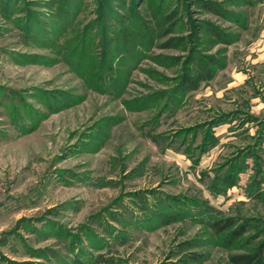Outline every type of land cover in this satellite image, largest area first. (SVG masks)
Instances as JSON below:
<instances>
[{"label": "rangeland", "instance_id": "374dc122", "mask_svg": "<svg viewBox=\"0 0 264 264\" xmlns=\"http://www.w3.org/2000/svg\"><path fill=\"white\" fill-rule=\"evenodd\" d=\"M255 82L264 95V0H0V264L252 252L264 239V123L252 134L243 110Z\"/></svg>", "mask_w": 264, "mask_h": 264}, {"label": "trees", "instance_id": "16d2710c", "mask_svg": "<svg viewBox=\"0 0 264 264\" xmlns=\"http://www.w3.org/2000/svg\"><path fill=\"white\" fill-rule=\"evenodd\" d=\"M210 8L213 9V7ZM211 77V74L205 76L203 72L201 73V75L199 73H196V75L194 76L185 75L182 78L181 84L182 87L186 90H194L197 88L199 82L209 80ZM233 224L234 221L232 219H225L223 221L218 220L214 222L212 224V227L216 232H221L225 228L232 226ZM246 230V225L241 224L232 231L231 237L235 239ZM228 261L229 264H264V239L252 252L231 254L228 258Z\"/></svg>", "mask_w": 264, "mask_h": 264}, {"label": "crops", "instance_id": "0c3cea01", "mask_svg": "<svg viewBox=\"0 0 264 264\" xmlns=\"http://www.w3.org/2000/svg\"><path fill=\"white\" fill-rule=\"evenodd\" d=\"M244 80H245V82H244L245 86L249 85L248 84V82H249L248 80H250V78L247 77ZM257 86L258 85H257L256 82H255L254 86H251L252 87L251 90H252V94L253 95L251 96L249 101L246 99L247 100V106L244 107L245 109H243V110H245L246 114H248L250 117H252V120H250V126H249V128L252 129V131H253V132L251 131L252 134L255 133L259 129V124H263L264 123V113L260 114V112L263 111V108H264V95H262V93H260L261 90L259 91ZM245 90L248 91V89H245ZM259 99L262 102L261 103L262 105H260V106H258ZM248 103H249V107H248ZM252 103H253V105H252ZM239 106H241V105H239ZM227 121L228 120H226V122ZM246 123H249V121L246 122ZM226 125H228V124L226 123ZM253 125H254V127H252Z\"/></svg>", "mask_w": 264, "mask_h": 264}]
</instances>
